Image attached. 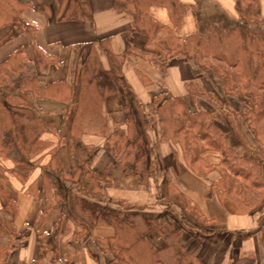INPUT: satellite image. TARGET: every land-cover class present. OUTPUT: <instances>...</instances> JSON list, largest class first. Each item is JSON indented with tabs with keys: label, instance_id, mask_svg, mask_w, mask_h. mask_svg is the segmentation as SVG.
Wrapping results in <instances>:
<instances>
[{
	"label": "crops",
	"instance_id": "1",
	"mask_svg": "<svg viewBox=\"0 0 264 264\" xmlns=\"http://www.w3.org/2000/svg\"><path fill=\"white\" fill-rule=\"evenodd\" d=\"M215 1L224 10L233 4ZM256 1L264 10V0ZM155 18L171 26L165 10L156 9ZM19 20L0 26V76L11 79L8 85L0 83V91L18 97L12 102L27 104L40 118L42 149L29 159L16 145L10 146L6 157L0 155V264H147L134 252L117 256L115 228L93 221L90 211L80 209L81 202L94 208L95 216L108 210L125 215L123 207L152 216L159 226L144 235L147 244L162 250L163 230L172 231L178 234L177 251L187 264H264L263 214L235 213L219 202L175 147L161 140L157 121L145 130L155 101L161 104L172 97L188 107L193 103L192 98H181L193 78L190 64H175L158 74L148 62L151 53L144 50L143 35L129 18L108 6L93 9L83 21H58L48 9L28 6ZM195 31L190 11L179 33L188 37ZM104 40L106 48L100 43ZM127 46L146 57H127ZM92 52L103 72L113 66L107 53L117 60L126 58L116 71L148 116L146 121L117 86L102 99L103 124L80 122V68ZM136 71L151 81L157 78L158 85L143 84ZM31 80L33 88L47 89L42 97L24 94L23 86ZM3 87L10 92H3ZM162 95L165 98H159ZM130 119L138 135L149 141L151 171L145 181L118 164L106 143L117 129L118 134L126 133Z\"/></svg>",
	"mask_w": 264,
	"mask_h": 264
},
{
	"label": "trees",
	"instance_id": "2",
	"mask_svg": "<svg viewBox=\"0 0 264 264\" xmlns=\"http://www.w3.org/2000/svg\"><path fill=\"white\" fill-rule=\"evenodd\" d=\"M24 1L0 0V26L20 21L19 16L23 9L32 5L31 2ZM113 2V7L117 13L125 12L130 16L133 29L147 38V44L150 38H155V33L158 30L167 29V26H163L157 19H153L152 13L147 11L152 6L156 9L165 10L169 15L171 25L176 29H179V25L184 23L186 10L183 6L186 5L182 4L179 0H113ZM41 7H43L41 8L43 10L48 9L49 14L58 21L87 20L90 14L89 10L91 9L88 0H53L52 7L44 4ZM180 21L181 23L177 24ZM234 31L226 35L208 34L205 36L200 27L196 25L195 33L182 39L185 43L187 41L192 45L195 51L194 58L209 59L227 65L231 69L235 68V70L238 68V71L233 75L235 77L234 80L231 79L233 76L227 74V72H223V69L221 70L219 67L217 70L215 69V71L219 72L221 70L223 72V76H221L223 82L221 85L223 86V91L225 90L229 93L239 89L241 91L246 90L240 84V82L243 83L242 79L247 81L250 86L253 85V53L250 48L251 44L245 43L244 36ZM106 42L107 40L100 41L101 46L105 47L104 44ZM186 49L185 51L188 53V49ZM180 53L182 52L179 51L178 47L172 49V51L168 50L169 57L180 56ZM42 56L39 54L38 62L41 61L40 58ZM107 58L110 64L113 65L109 72L101 70L99 59L94 52L81 64V87L77 104V109L81 114L80 122L85 121L88 124L98 122L103 124L100 114L102 99L109 94H113L117 90V86L122 88L127 96L126 99L132 101L131 103L137 109L142 121H146V117L148 116L143 113L140 105L134 102L130 89L116 71V68L121 65V60L123 59L119 58L120 60H117V57L108 53ZM240 66L241 69H239ZM33 82L31 80L28 84L24 83V94L31 92L37 98L42 97L47 89L33 88ZM25 88L29 90L26 91ZM30 88L33 89L30 91ZM204 92V94L207 93L206 91ZM206 96L211 97L212 95L206 94ZM13 98L18 97L3 94L0 91V155L6 157L9 155L10 146L16 145L26 159L36 157L41 153L42 149L39 142L42 131L40 118L27 104L12 102ZM206 99L216 105L220 104L217 98ZM254 99L256 103L254 106L250 105L249 119L251 115L252 117L254 115L255 120L263 121L264 98ZM251 101H253V98H251ZM150 114V125H145V130L152 129L154 123L157 121L160 126L161 140L165 143L179 146L184 158L186 157V164L189 165L191 170L195 169V164L201 162L200 158L202 156L198 150L199 144L212 148L222 156H227L226 150L222 146L224 136L215 123L214 114L210 111L198 110L191 112L182 99L168 98L161 104H159V100L155 101L151 106ZM229 114L232 116L234 113L229 112ZM132 120L130 119L127 124L126 133L120 132L118 134L119 129H117L118 132L113 136L111 135L106 143L112 148L118 164H121L125 169H130L133 175L139 176L142 181H145L151 171V161L148 160V154L151 155L148 148L149 141L148 139L144 141L138 135L134 121ZM231 120L234 121L233 126L238 127V124L235 123V118H231ZM237 127L236 130H239ZM240 135L237 136L242 137ZM194 142L198 144V148L190 150L189 147L188 150V145L192 147V143ZM224 159L226 158L224 157ZM231 159L234 160V158ZM240 159L242 158L240 157ZM243 161L246 162V160ZM256 167V164H253V168H249L248 166L245 167L235 163L229 166V172L236 177L241 176L247 179L252 177L254 179L256 176L253 173L256 175L254 169ZM255 182L256 180L254 179L252 184ZM259 184L263 185V182L254 185L258 186ZM3 187L4 182L1 184V188ZM79 206L80 209L86 208L90 213H95V209L89 207L84 202H81ZM183 208L185 209L186 206ZM123 212L125 215L122 214L121 216L114 210H108L104 214L97 216L91 214L93 221L96 223H105L115 228V240L117 242L116 247L113 249L117 253V256H121L129 251L134 252L136 255L139 254L140 258L147 260V264H157L158 262H162L163 264H187L183 257L180 258L177 251L180 247L178 234L167 229L163 230L166 247L162 250L154 251L147 244L144 235L152 227L159 226L158 220L152 216L142 215L131 207H123Z\"/></svg>",
	"mask_w": 264,
	"mask_h": 264
},
{
	"label": "rangeland",
	"instance_id": "3",
	"mask_svg": "<svg viewBox=\"0 0 264 264\" xmlns=\"http://www.w3.org/2000/svg\"><path fill=\"white\" fill-rule=\"evenodd\" d=\"M88 1L92 3L89 12L93 9L107 6L114 8L113 0ZM30 2L31 6L39 9L43 8L41 7L43 4L46 6L49 3L53 4V0H30ZM191 2H193L192 5L183 6L186 10L185 14L190 11L193 13L196 25L200 27L205 36L208 34L226 35L235 30L234 32L237 31L236 33L244 36L245 43L251 44L250 48L253 53V85L250 86L247 81L242 79L243 83L239 82L246 90L241 91L239 89L232 93L223 91V86L221 85L223 72L233 76L238 71V68L235 70V68L231 69L227 65L209 59L194 58L195 51L192 45L187 41L185 43L182 39L186 37L181 36L179 33L183 23L179 25V29L171 25L167 26L168 30H158L155 33V38H150L148 44L147 38L143 36L146 41L144 50L151 53V57L148 58L150 61L148 62L160 75L164 73L166 67L175 64L180 65V63H183L192 66V81L185 87L186 94L181 98L193 99V103H190L191 105L189 106L191 112L206 110L214 114L215 123L224 136L222 146L227 154V156H222L212 148L202 144L198 145L194 142L195 144L192 143V147L188 145V150L189 147L190 150H196L199 146L198 150L202 157L200 158L201 162L195 164V169L192 170L203 182L210 186L212 194L216 196L219 202L225 204L228 208H232L235 213H262L264 219V120H255L254 115L253 117L251 115L249 119L250 105L254 106L256 103L254 98H264V10L256 0H232L233 4H230L229 10H224L215 0H191ZM147 11L152 13L151 16L154 19L156 8L152 6ZM119 14L124 15L131 21L130 16L125 12ZM180 23L181 21L177 24ZM176 47L182 52L180 53L181 55L169 57L168 50L172 51ZM128 48L127 52L129 54L127 57L143 60L146 57L144 55H147L130 47ZM186 48L188 53L185 51ZM125 59L124 57L121 64H124ZM218 67L221 70L223 69V72L221 70L219 72L215 71ZM239 69H241V66ZM136 75L145 85H149V83L152 86L158 85L157 78L154 79V82L151 79H147L140 72L136 71ZM231 79L234 80L235 77L233 76ZM10 80L0 76V83L8 85ZM10 86L12 85L10 84ZM156 86L153 88L157 89L155 88ZM239 87L242 88L241 86ZM4 91L10 92L3 87ZM204 91L212 96H206ZM159 98L165 97L162 95ZM206 98H217L220 104L216 105L209 102ZM251 98H253V101H251ZM229 112H233L235 115L230 116ZM231 118H235V123L238 124V127H236L239 130H236V127L233 126L234 121ZM239 134L242 137H238L237 135ZM173 146L177 151V155L181 154V159L186 163V157L184 158L180 147L177 145ZM231 158H234V160ZM235 163L245 167L248 166L249 168H253V164H256L257 167L254 168L256 175L253 173L256 176L254 184L263 182V185L255 186L252 184L254 180L252 177L247 179L241 176L236 177L230 173L229 166ZM188 210V213L192 212L189 207ZM181 223L183 225V222Z\"/></svg>",
	"mask_w": 264,
	"mask_h": 264
}]
</instances>
